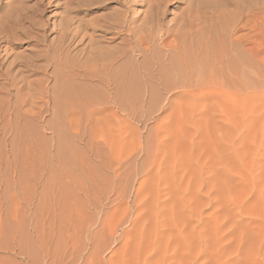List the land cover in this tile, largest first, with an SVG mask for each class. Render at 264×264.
Returning <instances> with one entry per match:
<instances>
[{
    "label": "rangeland",
    "instance_id": "obj_1",
    "mask_svg": "<svg viewBox=\"0 0 264 264\" xmlns=\"http://www.w3.org/2000/svg\"><path fill=\"white\" fill-rule=\"evenodd\" d=\"M3 1L32 8L31 43L24 22L0 53L13 59L12 76L26 75L11 101L21 114L32 111L37 132L15 140L14 157L10 136L1 138L0 264H264V0ZM79 1L88 11L70 10ZM125 9L135 44L131 90L100 85L91 102L73 94L72 106L60 90V26L84 35L72 57L88 46L86 28ZM205 42L218 50L206 58L214 69L255 50L260 82L243 90L234 73L150 71L151 57L184 67L178 53L198 59ZM28 55L25 71L18 64ZM70 106L84 115L75 118ZM89 109L97 111L91 118ZM43 143L45 153L36 147Z\"/></svg>",
    "mask_w": 264,
    "mask_h": 264
},
{
    "label": "bare ground",
    "instance_id": "obj_2",
    "mask_svg": "<svg viewBox=\"0 0 264 264\" xmlns=\"http://www.w3.org/2000/svg\"><path fill=\"white\" fill-rule=\"evenodd\" d=\"M117 1H119L122 4L121 6H123V5L125 6L123 1L122 2L120 0H117ZM9 2H5L3 0H0V48H3V50L5 52L8 50L9 45L11 43H13L12 40H14V41L16 40V36L15 37L11 36V35H14L12 32L14 30L18 31V32L22 31L23 29L21 28V25H24V24H22L24 22L28 23V25H27V29L28 30L23 27L24 28L23 37H25L24 40H26L27 44L31 43L30 40H31V37H32V35H31L32 34L31 33L32 29L30 30V28H31V25H32V22H33V19H34V18L32 19V14L30 13L32 8L30 9L29 5H27L25 3L23 4V3H19L18 2V3H15V5L13 7L12 6L10 7V5H8ZM11 2H13V1H11ZM64 2H66V1H64ZM83 5H81L80 1H79V2H77L75 4V6L71 5L72 7L71 6H68V7L71 8L70 9L71 11H74L76 14H78V13H81L82 11H88V10H84L83 7H81ZM7 6H9V10H8L9 13L7 11V8L5 10V7H7ZM148 7L151 8V10H152L154 8L159 9L160 6L157 5V4H151ZM126 10L127 9H125V11H122L124 13L123 14H119V17H115L116 15L115 16H113V15L109 16V14L107 12H105L104 13V18L105 19H104V21L102 23H95L93 27L86 28L88 30H91V33H92L93 37L92 36L89 37L88 46H85L84 48L82 47V49L80 48V49H78L75 52L76 55H78L79 53H84L83 54L84 56L86 55L84 57V60H83L82 63H79L80 59L75 62L74 60L76 58L75 57L76 55H72V57H70V52L73 49L76 48V47H72V44L74 43L75 39L80 37V40H81L82 38H84L83 37L84 35L82 34L83 36H81V32L80 31H78L76 29L73 30L70 27L69 23H67L65 26H60V28H59L60 33H58V34H59V37L61 38L62 42H61V44H60V46H59V48L57 50V51H59V53H58L59 58L57 59V64H61L60 66H61V69H62L61 70L62 74L60 76H62L64 85H65L64 86L65 89H63L61 87L63 85H60V87L62 88V89L60 88V90H62L64 97H66L65 94L68 96L67 100L69 101L68 102L69 104H71L70 100L72 99V97H73L72 95L73 94H75L79 98V99L76 98L77 99L76 100L77 103H78V101L80 99H83L84 101H87V102L90 101L91 100V95H92L91 94L92 90L94 88H96V87L98 88L100 85H105L106 87H109V86L114 87L115 86L118 89H119V87H121V90L123 89L122 91H124V89H127V88H128V90L129 89L131 90V88H129V87H132V84H133V82L131 81L132 80L131 77L133 75L131 73H132V69L133 68L131 69L130 65H131V61L134 60L133 56H132V52L135 50V44L133 45L131 43V41L129 40V38H128L130 36L129 33L131 32V28H130V24H129L130 18H128V16L126 15L127 14L126 12H128ZM188 13H191V12L189 11ZM157 15L158 14H156V16H151V17H148V18H151L152 21H153V19H159L157 17ZM182 24H183V22H182ZM121 33L123 35V38H121L122 39L121 40L122 41L121 42L122 43L121 46L115 47V48H113V47L110 48L109 47V43L114 41L119 36V34H121ZM85 36H86V34H85ZM17 40H18V38H17ZM245 42H248V41H247V39L244 38L243 43L245 44ZM147 49H145V50H147ZM193 50H194V48H193ZM239 50L241 51V49H239ZM247 50L251 53V54H249L248 51H247V54H249L250 56L249 55L247 56L245 53H243V52H246L245 50L244 51L242 50L243 51L242 53H239L240 52L239 51V52H237L239 54H237V57L234 59V61L229 60V62H228V60H227V63L223 62L224 63L223 66H220V68L214 69L215 68L214 64L211 63V61L207 62L206 58H207L209 52H211V51L215 52V51H218V50L216 48L214 49L213 46H211L209 43L207 44V42H205L204 45L202 47H200L199 50H198V52L200 51L198 59H196V57H194V56H193L194 58L191 59L188 56V54L185 52V49H184L185 53L183 51H182V54L178 53V55H180V60L182 61L183 64H185L184 67L178 66L176 63H174V61L172 62L171 60H169L170 58L168 60H166V59L164 60L163 59L165 62L164 63L162 62L163 64H159V61L157 62L158 58L156 59V57H151V61L150 62L152 63L153 67H152V69L150 71H152V73L154 75H155L156 72H158L160 70V72H162V71L163 72H167V74H168V72H169V74L171 72V74L175 73L176 75L178 74V75H181V76H192L194 78L197 77L198 75H201V74L205 73V71H207V70H208V72L210 71V72H214V74L217 73V74H220V75L221 74H225V73H230V74L234 73L233 75H236V76L239 77L238 78L239 81L237 82V84L241 88H243V90H245V89L247 90V88H249L251 86L255 87V85H257L260 82V80H261L260 79V75H259V67H258V64H257V62L255 60L256 58L255 59L254 58L250 59L251 55H252V57L256 55V51L253 50V49H250V50L247 49ZM140 51H142V49ZM146 52H149V51H146ZM223 52L224 51H221V52H219L220 54L218 53V55L217 54L216 55L220 56L221 54H223ZM61 54L63 55L62 57H60ZM192 54H193V52H192ZM224 55H225V53H224ZM5 56H7V55H5ZM63 57L66 58V59L69 58L70 60L62 61ZM221 60H222V58H221ZM221 60H219V61H221ZM14 61H16V60H14ZM205 61L207 62V64H203V62H205ZM133 63H136V60H134ZM13 64H14L13 59L8 61V59H5L3 57V54L1 55V53H0V92L2 94L4 93V96H0V134H1L0 135V142H1L2 136L3 137H5V136L9 137L10 136L9 143L5 145V148L7 147V150L9 151V153L14 157V155L16 154L17 149L20 147L19 146L17 148V145H16L17 143H15V140L21 135H23L24 137L27 136L28 137L27 140L32 139L31 137L34 135V131H36V130H35V127H34V125H35L34 124V115L31 114L32 111H29L30 109H28L27 112L25 111L24 114L22 113L23 114V116H22L21 110L19 111V109L21 107H19V105H18L19 108L15 106L16 105V101H17L16 99L18 98L16 96V94L20 91V85H21V84L18 85V83L21 80L17 79L18 75H14V76H12L13 74L11 75V72H12L11 70L15 66ZM154 65H156V66H154ZM18 66H22L23 68H26L25 71L26 70L27 71L30 70L31 69L30 67L32 66V56H31V58L29 56L27 59L23 60L21 63L18 64ZM157 66H158L159 69L157 68ZM22 67H21L22 70L20 69L21 72L24 70ZM134 67H135L136 71L138 72V74L142 72L141 71L142 67H136V66H134ZM19 72L20 71H18L17 74ZM29 73H31V72H29ZM167 74H166V76H168ZM147 75H149V74H147ZM24 77L22 75L20 76V78H24ZM168 77H170V76H168ZM18 78H19V76H18ZM151 78L152 77L150 76V79ZM61 80H59V81L61 82ZM93 80L97 81V83L94 82L92 84V83L88 82V81H93ZM143 80H145V79H143ZM143 80H142V82H143ZM171 80L173 82L174 79H171ZM22 81H23V79H22ZM133 81H134V79H133ZM142 82L140 81L141 84H142ZM167 83H169V82H167ZM59 84L60 83L58 82V85ZM61 84H63V83H61ZM173 84H175V82ZM58 85H56V86H58ZM135 85H136V82H135ZM135 85H133V86H135ZM137 85L135 87H137ZM135 87H133V89H136ZM58 88H59V86H58ZM82 88H85L86 92ZM90 89H92L91 92H90ZM54 90L57 91L58 89H56V87H55ZM13 91H15V98L17 97L16 99H14V100H16L15 104H14V100H13V102L11 101L12 100L11 99L12 96H14V95H12ZM58 91H57V94L59 93L61 95L62 93H60V91L59 92ZM64 92H65V94H64ZM63 95H61V96H63ZM129 95L132 96L131 93L130 94L128 93V97H129ZM64 97L62 99H65ZM59 98H61V97H59ZM24 99L26 100L25 97H24ZM28 101L29 100L27 98V102ZM76 101L74 99V102H76ZM21 102H22V100H21ZM66 104H67V102H66ZM72 106H70V108H67L66 110L69 109V113L72 116H75V118L76 117L81 118L84 115V113H83L84 111L82 112V111L78 110L79 108L76 109V108H74ZM85 106H86V104H85ZM63 107H65V106H63ZM86 112H87L86 116L91 118V116L93 117V115L97 111H95L94 109H89V112L88 111H86ZM63 114L64 113H62L61 115H63ZM65 114H67V113H65ZM88 117H86V118H88ZM84 118H85V116H84ZM37 138H35V139H37ZM21 139H22V137H21ZM41 139H42V137H41ZM1 144L3 145V143H1ZM1 144H0V166L3 165V159L1 158V152H2L3 147L1 146ZM28 145H32L31 142ZM39 146L40 145L36 146L37 150L39 152H42V151L44 153L47 152V147H46V145L44 143H43V145H41V148ZM46 155H47V153H46Z\"/></svg>",
    "mask_w": 264,
    "mask_h": 264
}]
</instances>
